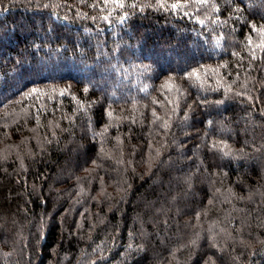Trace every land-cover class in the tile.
<instances>
[{"label": "trees", "instance_id": "obj_1", "mask_svg": "<svg viewBox=\"0 0 264 264\" xmlns=\"http://www.w3.org/2000/svg\"><path fill=\"white\" fill-rule=\"evenodd\" d=\"M0 264H264V0H0Z\"/></svg>", "mask_w": 264, "mask_h": 264}, {"label": "snow or ice", "instance_id": "obj_2", "mask_svg": "<svg viewBox=\"0 0 264 264\" xmlns=\"http://www.w3.org/2000/svg\"><path fill=\"white\" fill-rule=\"evenodd\" d=\"M195 3H199V4H205L207 2V0H194ZM121 7L123 6L122 4L120 5ZM183 5L181 4H172L171 7L172 8H179L182 7Z\"/></svg>", "mask_w": 264, "mask_h": 264}, {"label": "rangeland", "instance_id": "obj_3", "mask_svg": "<svg viewBox=\"0 0 264 264\" xmlns=\"http://www.w3.org/2000/svg\"><path fill=\"white\" fill-rule=\"evenodd\" d=\"M76 155H77V152H76L75 154H73L72 157L70 156V157L68 158L70 164H74V165H75V161L73 162V160L76 158ZM73 157H74V158H73Z\"/></svg>", "mask_w": 264, "mask_h": 264}]
</instances>
